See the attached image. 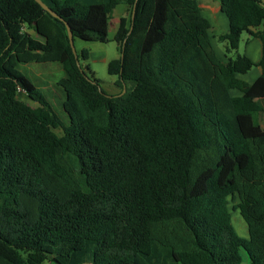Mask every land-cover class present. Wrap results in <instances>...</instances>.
<instances>
[{
	"label": "trees",
	"instance_id": "1",
	"mask_svg": "<svg viewBox=\"0 0 264 264\" xmlns=\"http://www.w3.org/2000/svg\"><path fill=\"white\" fill-rule=\"evenodd\" d=\"M50 2L60 19L0 0V264H242V251L264 264L263 0H220L227 61L200 0ZM121 4L108 73L126 92L112 96L77 63L66 24L74 40L108 43ZM245 33L262 41L258 63L239 53ZM33 63L61 65L50 96L67 123L20 70Z\"/></svg>",
	"mask_w": 264,
	"mask_h": 264
},
{
	"label": "rangeland",
	"instance_id": "2",
	"mask_svg": "<svg viewBox=\"0 0 264 264\" xmlns=\"http://www.w3.org/2000/svg\"><path fill=\"white\" fill-rule=\"evenodd\" d=\"M86 0H79V5H84ZM47 3V2H46ZM81 3V4H80ZM90 3V2H87ZM125 4L117 7L113 14V20L111 21L109 30V40L108 43L100 42H85L81 39H75V48L80 56V62L85 66H89L91 71L94 73L95 78L100 82V86L112 96H117L121 94L122 90L118 86V77L112 76L108 73V65L111 61L120 58V51L118 45L115 42V35L117 28L119 27V19L122 17ZM34 37L41 39L33 30L28 29ZM248 35L247 33L244 34ZM217 45V44H216ZM225 45L222 43V46ZM83 50H88L90 52V58L87 61H83L81 54ZM239 53H243V45L240 46ZM235 55V54H234ZM233 55V56H234ZM223 57V56H222ZM225 58V57H224ZM20 70L27 74V76L39 87V89L48 96L50 101L54 104L55 111L62 117L65 123H67V116L60 109L59 100L53 96H50L51 90L54 89L56 85L63 77L64 71L59 63H45V64H30L20 66ZM58 97H61L59 92H54ZM18 98L27 102L32 107H37L38 104L30 100L23 89L19 90ZM260 121L264 125V113L260 115ZM58 134H62V130L56 131ZM239 204V199L237 196H230L228 198V208L232 216V224L236 229L240 237L244 239H249L248 227L242 218L240 211L237 209ZM243 261L242 264H250V260L245 253L242 251ZM44 264H52L50 262H45ZM91 264V263H89Z\"/></svg>",
	"mask_w": 264,
	"mask_h": 264
},
{
	"label": "crops",
	"instance_id": "3",
	"mask_svg": "<svg viewBox=\"0 0 264 264\" xmlns=\"http://www.w3.org/2000/svg\"><path fill=\"white\" fill-rule=\"evenodd\" d=\"M42 1L44 3L47 2L46 3L47 5H51L50 0H42ZM86 1L90 2V3L85 2L84 5L101 4V3H106L109 0H86ZM78 2H79V0H78ZM263 7H264V0H263ZM200 8L202 10L203 16L206 19H208V21L210 22L211 28H210L209 33L211 36L212 45H213V48L215 50L216 55L218 56V58L220 60L227 61V59L225 57L226 43H223L225 45L222 46V43H220L218 41V37L229 31L230 24H229V20H228L227 16L221 11L220 0H200ZM113 14H114V12L112 13L111 21L113 20ZM123 17H129V9H128L127 5H126V8L124 9L122 17L119 19L118 24H120V20ZM111 21H110V25L112 23ZM259 29H260V31L264 32V23L261 25V27ZM109 30H110V28H109ZM242 45H243V53L242 54L246 55L248 58H250L255 63H258L261 60L262 55H263V44H262V41L260 39L251 37L249 34L245 35V37L243 35L240 46H242ZM261 74H262V69H261V67L257 66L255 68H253L246 75H243L242 78L247 83L252 84L261 76ZM235 95H239V94L235 93ZM262 103L264 106V99L262 100ZM260 123H261V121H260ZM261 125L264 128V125L262 123H261Z\"/></svg>",
	"mask_w": 264,
	"mask_h": 264
},
{
	"label": "water",
	"instance_id": "4",
	"mask_svg": "<svg viewBox=\"0 0 264 264\" xmlns=\"http://www.w3.org/2000/svg\"><path fill=\"white\" fill-rule=\"evenodd\" d=\"M36 2L38 4H40L42 6V8L44 10H46L47 12H49L53 17L60 19L58 14L56 12H54L52 10V8L49 5H47L46 3H44L42 0H36ZM134 17H135V11H133V14H132V22L134 21ZM66 27H67V30H68V36H69V41H70V45H71L72 51H73V53H74V55H75V57L77 59V63L79 64L80 61L78 59V53H77L76 48H75V41H74L73 33L71 31V28H70L69 24H66ZM132 28L133 27H131V30H132ZM125 92H126V88H124V90H123L121 95H123Z\"/></svg>",
	"mask_w": 264,
	"mask_h": 264
}]
</instances>
